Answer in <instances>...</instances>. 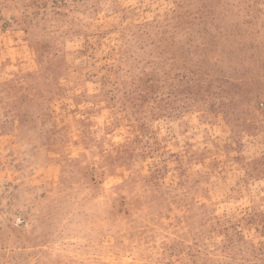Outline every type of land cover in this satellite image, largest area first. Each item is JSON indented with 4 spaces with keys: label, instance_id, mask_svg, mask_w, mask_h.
<instances>
[{
    "label": "rangeland",
    "instance_id": "rangeland-1",
    "mask_svg": "<svg viewBox=\"0 0 264 264\" xmlns=\"http://www.w3.org/2000/svg\"><path fill=\"white\" fill-rule=\"evenodd\" d=\"M0 264H264V0H0Z\"/></svg>",
    "mask_w": 264,
    "mask_h": 264
}]
</instances>
